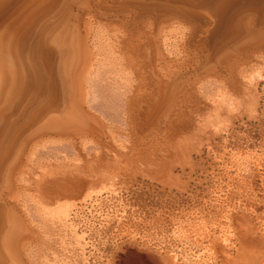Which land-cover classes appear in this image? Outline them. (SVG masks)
Returning <instances> with one entry per match:
<instances>
[{
	"label": "bare ground",
	"instance_id": "6f19581e",
	"mask_svg": "<svg viewBox=\"0 0 264 264\" xmlns=\"http://www.w3.org/2000/svg\"><path fill=\"white\" fill-rule=\"evenodd\" d=\"M0 264H264V0H0Z\"/></svg>",
	"mask_w": 264,
	"mask_h": 264
}]
</instances>
